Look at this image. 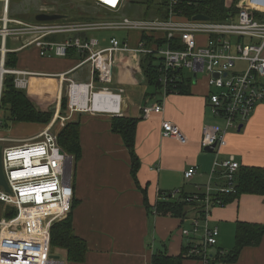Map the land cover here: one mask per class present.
<instances>
[{
	"label": "built area",
	"instance_id": "obj_1",
	"mask_svg": "<svg viewBox=\"0 0 264 264\" xmlns=\"http://www.w3.org/2000/svg\"><path fill=\"white\" fill-rule=\"evenodd\" d=\"M0 1L3 2L0 102L5 74L14 75V84L19 89L29 88V77L34 74L5 67L6 54L15 51L8 47L10 37L25 38L20 48L35 45L44 57H67L71 51H76L80 55L76 68L85 64L91 68V80H75L67 85L65 114L59 103L51 122L37 135L2 148L10 192L0 185V264H68L65 254L53 251L51 229L72 211L76 160L59 143L58 132L78 112L123 116L124 88H112L118 54L131 57L139 65L142 56H153L164 96L175 93L180 82L193 81L195 74L197 78L200 73L205 75L209 87L208 106L224 125L205 124L201 145L213 148L216 154L227 146V133L231 129L239 130L240 125L250 120L257 105L264 102V17H259L246 2L240 5L237 14L225 20L185 18L175 10L178 0H170L167 16L160 13L153 17L120 15L96 20L30 21L11 15L10 0ZM79 1L91 2L114 14L123 12L128 5V0ZM97 30L143 33L150 41L138 38L136 46H132L127 39L111 36L103 46L101 39L88 37L89 32ZM54 35L66 37L50 40ZM241 63L244 65L238 67ZM162 112L163 101L145 105L141 110L146 118ZM162 135L181 143L188 142L181 128L168 119L162 121ZM10 141L14 142L0 134V143ZM239 168L233 156L223 161L217 159L212 174L221 172L224 184L207 182L197 185L196 191L191 193L188 200L203 201L205 209L203 216L193 218L190 229H184L185 257L215 264L216 256L210 254V250L217 246L220 230L209 221L212 208L221 201H214L213 195L236 192L234 180ZM195 173L196 167H191L184 177L191 179ZM175 193H180V189ZM222 254L220 250L217 256Z\"/></svg>",
	"mask_w": 264,
	"mask_h": 264
},
{
	"label": "crops",
	"instance_id": "obj_2",
	"mask_svg": "<svg viewBox=\"0 0 264 264\" xmlns=\"http://www.w3.org/2000/svg\"><path fill=\"white\" fill-rule=\"evenodd\" d=\"M243 2L259 17H264V0ZM138 38V33L129 32L123 40L136 46ZM25 41V38L12 39L18 56L15 69L34 73L29 77L27 89L37 104L44 102L46 108L55 111L63 96H67L66 88L71 81L91 80L89 64L76 68L80 60L78 53L44 57L35 45L20 48ZM101 44L107 45L108 40L101 39ZM117 58L112 88H124L123 115L139 119L136 129L139 184L132 175L130 152L122 136L112 131V116L75 113V118L81 120L82 153L74 170L73 226L75 233L87 244L85 260L78 264H153L152 257L156 253L184 256L187 243L184 229L191 228L195 207L186 208L184 220L175 215L159 214L155 208L161 199L160 193L178 189L193 193L197 185L218 183L219 174H212L217 159L223 161L233 156L241 166L264 169V102L257 105L241 130L231 129L227 133V146L216 154L201 145L205 124L224 125L208 106L209 87L205 77L198 76L195 81L193 77L190 93L164 96L143 85L146 81L138 61L127 55L118 54ZM156 101H163V112L143 117L142 108ZM164 119L178 125L188 142L164 137ZM20 124L23 130H36L27 134L18 131V135L11 137L14 142L31 139L39 131L38 125ZM5 146L0 147L1 152ZM191 167H196V173L186 179L184 173ZM144 189L150 209L145 202ZM240 221L264 222V195L245 193L226 205L212 208L209 223L220 230L218 244L210 250V254L216 256L215 264H264V236L257 246L243 248L236 261L219 259L235 246ZM220 250L224 254L217 256ZM182 264L203 262L184 256Z\"/></svg>",
	"mask_w": 264,
	"mask_h": 264
},
{
	"label": "trees",
	"instance_id": "obj_3",
	"mask_svg": "<svg viewBox=\"0 0 264 264\" xmlns=\"http://www.w3.org/2000/svg\"><path fill=\"white\" fill-rule=\"evenodd\" d=\"M243 0H178L175 4V10L182 14L185 18L192 19L197 14H206L213 20H225L231 15L237 14L241 7ZM250 2V0H249ZM134 4L135 6H145V12L141 16L153 17L156 14H162L167 16V10L170 5V0H128V4ZM92 4V3H91ZM92 6L104 10L103 7H99L95 4ZM159 6V10L157 7ZM11 8V0H10ZM108 12L110 15L113 13ZM11 13V12H10ZM121 14V13H118ZM12 16L20 18L21 16ZM24 19V18H21ZM69 20H96L99 17H93L92 15L86 14L82 18H74L69 16ZM24 20H35L24 19ZM137 33V32H136ZM139 38H144L150 41V37L147 34L138 33ZM65 35H54L51 36L50 40H63ZM72 52L71 51L69 55ZM77 53V52H76ZM80 57V55H79ZM2 55L0 52V65ZM17 53L15 51L8 52L5 56V67L15 68L17 66ZM141 69L144 75V79L147 85L151 86L153 90L160 94L161 82L159 81V70L156 68L153 56H142L141 57ZM191 80H185L180 82L176 86L175 93L187 94L190 93L189 85ZM63 106L61 111L63 114L67 111L68 97H63ZM66 105V106H65ZM55 111L49 110L48 108H41L30 96L28 89H19L14 84V75L5 74L3 78L2 96L0 102V125L3 127H10L19 123H32L35 125L46 126L53 119ZM139 119L130 116H112L111 128L112 131L120 134L123 138L124 144L128 148L131 156L132 175L139 184L137 178V172L140 166V158L136 151V129ZM80 119L68 120L65 126H63L58 132L59 143L61 146L70 154L75 157V165L77 160L80 159L82 153V146L80 142ZM221 177V172L217 173ZM219 177V182L216 184H224L223 178ZM235 193L222 194L215 192L213 195L214 201H221L216 203L218 206L226 205L229 201L239 198L242 194H260L264 195V169L256 166H244L240 165L236 176H235ZM145 202L147 208L150 209L148 202V193L144 189ZM161 199L156 204L157 213L162 215H175L180 217L182 220L185 219L188 206L195 207L196 216L204 215L205 204L201 200L189 201L188 198L191 193L184 190H180V193L174 192H161ZM215 205V206H216ZM73 208L75 203H73ZM73 208L67 218L58 221L52 225V248H61L66 252L68 264H78L83 262L86 257L87 244L86 241L77 235L74 231L73 226ZM264 236V222H244L240 221L237 224L236 230V243L235 246L227 253L226 256L219 257V259L226 262L236 261L243 248L247 246H257L260 244ZM183 255H167L165 253H156L152 257L153 264H182ZM199 260V259H198Z\"/></svg>",
	"mask_w": 264,
	"mask_h": 264
},
{
	"label": "rangeland",
	"instance_id": "obj_4",
	"mask_svg": "<svg viewBox=\"0 0 264 264\" xmlns=\"http://www.w3.org/2000/svg\"><path fill=\"white\" fill-rule=\"evenodd\" d=\"M130 1V0H129ZM91 2H80L79 0H11V8H10V12L12 14H16L15 16H21L20 18H24V19H31L34 18L35 15L39 12L42 11H51L54 13H63V14H67L69 16H72L74 18H79V17H83L86 14L88 15H92L93 17H115V16H120V15H124V16H129V17H137V16H141L143 13V10L145 9V6H135L134 4H128L127 8L121 12V14H112L110 15L108 12H105L104 10L100 9V8H96V7H92V6H86V5H90ZM3 5V2L0 1V9ZM93 5V4H91ZM94 6V5H93ZM129 32L127 31H121V30H97V31H91L88 33V37H96L99 39H109L111 36H116L119 39H123L124 36H126ZM8 47L9 48H13L12 47V38H8ZM243 66L244 63L238 64ZM86 69V68H85ZM84 70V69H82ZM117 73V69H114V74ZM187 73V71H186ZM189 74V73H188ZM199 78L202 79L205 75L203 73H200ZM147 85V83L143 81V85ZM148 89L151 90L153 89L151 86L147 85ZM64 97V96H63ZM63 99H61L60 104L61 106H63ZM40 102V101H39ZM38 106H40L41 108H46L45 107V103L44 102H40L38 103ZM66 106V105H65ZM64 107V106H63ZM73 119H77L75 118V116H73L72 118H70V121ZM50 123V122H49ZM48 123V124H49ZM48 124L46 126H48ZM22 126L20 123L15 124L8 127H3L2 124L0 125V134L3 137H14L17 134L18 131H21L20 133H33L36 129L32 128V129H27V130H23ZM46 126H40L39 127V131L36 132L35 135H37L44 127ZM59 129L61 128L60 126L58 127ZM11 144H17V142H1L0 143V147L1 146H5V145H11ZM1 152V151H0ZM53 251L56 253H60V254H65V251L61 248H53ZM66 256V254H65Z\"/></svg>",
	"mask_w": 264,
	"mask_h": 264
},
{
	"label": "water",
	"instance_id": "obj_5",
	"mask_svg": "<svg viewBox=\"0 0 264 264\" xmlns=\"http://www.w3.org/2000/svg\"><path fill=\"white\" fill-rule=\"evenodd\" d=\"M69 15L63 14V13H46V12H39L35 15V20L36 21H56V20H61V19H68ZM195 20H209L210 17L206 14H197L193 17ZM197 75H194V81L196 80ZM243 125H240L239 130H241ZM209 151H212L213 148L207 147L206 148ZM2 156V154H1ZM0 185L4 187V189L8 192H10V188L8 185V182L5 177L4 173V168H3V163H2V157H0ZM54 257H59L58 255H53Z\"/></svg>",
	"mask_w": 264,
	"mask_h": 264
}]
</instances>
